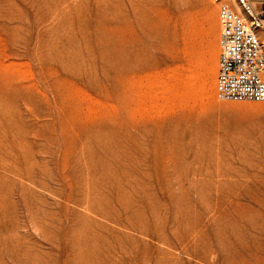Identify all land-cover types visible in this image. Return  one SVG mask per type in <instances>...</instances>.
<instances>
[{"label":"rangeland","instance_id":"1","mask_svg":"<svg viewBox=\"0 0 264 264\" xmlns=\"http://www.w3.org/2000/svg\"><path fill=\"white\" fill-rule=\"evenodd\" d=\"M218 5L0 0V264H264V102L218 96Z\"/></svg>","mask_w":264,"mask_h":264},{"label":"built area","instance_id":"2","mask_svg":"<svg viewBox=\"0 0 264 264\" xmlns=\"http://www.w3.org/2000/svg\"><path fill=\"white\" fill-rule=\"evenodd\" d=\"M218 17L219 98L264 102V0H219Z\"/></svg>","mask_w":264,"mask_h":264},{"label":"bare ground","instance_id":"3","mask_svg":"<svg viewBox=\"0 0 264 264\" xmlns=\"http://www.w3.org/2000/svg\"><path fill=\"white\" fill-rule=\"evenodd\" d=\"M213 59H214L215 65H216L217 64V55H216V53H214Z\"/></svg>","mask_w":264,"mask_h":264}]
</instances>
